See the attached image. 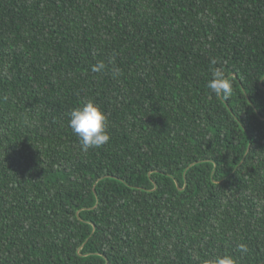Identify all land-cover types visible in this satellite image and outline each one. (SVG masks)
I'll list each match as a JSON object with an SVG mask.
<instances>
[{
    "label": "trees",
    "instance_id": "16d2710c",
    "mask_svg": "<svg viewBox=\"0 0 264 264\" xmlns=\"http://www.w3.org/2000/svg\"><path fill=\"white\" fill-rule=\"evenodd\" d=\"M0 264H264V0H0Z\"/></svg>",
    "mask_w": 264,
    "mask_h": 264
}]
</instances>
